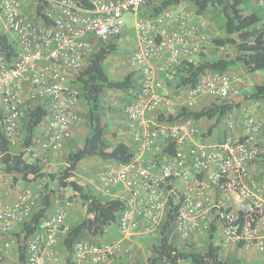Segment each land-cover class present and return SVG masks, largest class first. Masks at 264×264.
I'll use <instances>...</instances> for the list:
<instances>
[{
    "label": "built area",
    "instance_id": "obj_1",
    "mask_svg": "<svg viewBox=\"0 0 264 264\" xmlns=\"http://www.w3.org/2000/svg\"><path fill=\"white\" fill-rule=\"evenodd\" d=\"M45 1L48 25L24 14L20 0H0V15L18 47L11 60L0 52V128L9 142L18 143L24 108L44 106L48 112L32 141L40 153L54 154L72 138L73 125L80 122L79 90L73 82L88 64L95 43L115 41L127 29L123 15L138 13L147 0ZM258 2L264 5V0ZM134 30L138 47L129 63L140 70L141 80L124 114L141 154L129 162H104L97 174L102 195L126 201L118 221L121 236L77 241L72 264H105L118 256L133 261L143 250L132 236L157 235L170 198L179 207L174 222L178 239L201 245L216 225L223 254L246 263L261 258L263 263L264 169L259 165H264V118L229 117L216 142L203 138L191 119L174 124L147 119L162 106H171L167 94L157 92L166 86L150 60L165 53L161 68L169 71L211 45L212 37L192 21L189 12L174 9L154 19L135 18ZM239 81L235 74L208 72L195 85L178 91L176 100L189 108L207 99L222 100ZM72 204L66 199L39 220L26 242L28 264H66L59 242L68 229L66 216ZM35 207L36 194L30 188H21L9 176L0 181V264H8L11 249H16L10 233ZM175 264L192 263L178 258Z\"/></svg>",
    "mask_w": 264,
    "mask_h": 264
},
{
    "label": "trees",
    "instance_id": "obj_2",
    "mask_svg": "<svg viewBox=\"0 0 264 264\" xmlns=\"http://www.w3.org/2000/svg\"><path fill=\"white\" fill-rule=\"evenodd\" d=\"M35 1V17L48 25L43 14L46 1ZM181 5L189 6L197 15L208 14L212 21L218 23L219 34L211 36L212 56L200 51L198 59L186 58L178 67L169 70L174 73L176 87L186 89L193 86L212 71L236 75L239 66L247 73L264 72V5L258 0H147L138 13L141 18L154 19ZM119 37L107 43L96 42L88 64L73 82L79 90L80 116L87 134L80 147H73L77 141L72 138L63 147L66 148L65 165L50 169L48 164L52 158L49 155L52 154L40 153L34 148L32 136L48 112L44 106L24 108L22 138L18 143L9 142L0 128V174L11 177L13 183L19 182L21 188L28 187L36 194L35 209L10 233L16 238V264H28L27 240L37 230L39 220L54 212L64 200L78 198L84 208V216L73 224H67L68 229L59 242L66 264H72L77 241L110 240L102 239L106 228L111 224L118 227L119 218L127 208L123 198L102 195L89 186L86 188L76 177L82 161L129 162L137 154L134 146L110 142L107 139L108 125L104 122L107 109L104 106L105 93L118 91L132 95L134 99L140 86V70L139 73L127 72L118 79L111 78L107 72V61L117 52ZM220 47L226 51L223 53ZM0 52L9 60L18 54L15 39L1 30ZM244 99L264 103V81L254 83ZM240 104L230 96L222 100L211 99L207 104L192 108L180 105L171 112L159 110L154 119L160 124H174L187 119L197 124L204 121L207 127L201 131L202 137L216 142L225 133V120ZM259 167L264 169L262 164ZM114 191L115 188L112 189ZM178 208V203L170 198L157 235L142 239L144 249L133 261L118 256L105 264H175L178 258L192 264H264L246 263L232 254H223L217 243L216 225L211 227L201 245L193 240L181 241L174 233Z\"/></svg>",
    "mask_w": 264,
    "mask_h": 264
},
{
    "label": "rangeland",
    "instance_id": "obj_3",
    "mask_svg": "<svg viewBox=\"0 0 264 264\" xmlns=\"http://www.w3.org/2000/svg\"><path fill=\"white\" fill-rule=\"evenodd\" d=\"M183 6L184 5L176 7L174 10L179 11ZM135 18H139V13L127 12L122 17V20L127 25V29H126V31H124L125 36H122V34H121L122 37L120 38V45L118 47V50L113 56L109 57V59L107 61V65H106L107 72L111 78H115V79L121 78L125 74V72L127 71L126 65L120 66L119 69H117L116 67L119 65L120 62H123L125 59H127V53H126L127 47L124 44L125 38H127L132 43L135 39V30H134ZM203 18H204L205 22H207V24L209 25L210 35L212 37L214 35H218L219 29L217 26V22L212 21L208 14L203 15ZM0 30L8 33L10 38H12V39L14 38V35L7 28V24H6L5 19L2 15H0ZM225 51L226 50H224V52ZM236 75L238 77L242 78V80H244L245 85L241 86V84H240L241 82L240 83L239 82L233 83V88L235 90L238 89L240 93L238 94V96H233L232 99L237 100V98H242V100H241L242 105L241 106H243V108L249 107L252 109L256 103L252 102L251 100H245L244 95H245V93L247 94L248 92H250L252 90L254 83L264 81V72H258L255 74L247 73L241 66H239L237 71H236ZM239 85L241 86V88ZM242 87H244V88H242ZM122 97H123V95L121 94V92L107 91L105 93V98H104L105 107H111L115 103H118L119 101H121ZM257 106L259 107V105H257ZM259 111L260 110L257 109V112H259ZM78 112H79L80 122L78 124V131H77L78 138H74V140L77 141V144H75L73 146L74 148L81 146V144L83 142V138L87 134V128L84 125L83 118L80 116L81 109H79ZM251 116H254V113H251ZM231 117H234V116L232 115ZM109 120H110L109 117L105 115L104 122L108 125V128L110 126ZM199 125H200V131L205 130L207 127V123L204 121L199 123ZM65 155H66V148L61 149L57 153L49 155L52 158V160L49 162L48 167L50 169H56L62 165H65V162H64ZM102 164H103V162L96 160V159H89V160L82 161L80 163L78 170H77V173H76V177L79 179V183L86 188L89 186V187L93 188L94 190L98 191L97 190V174H98L99 169L101 168ZM0 181L1 182L5 181V175L0 174ZM72 201H73V204L69 210L72 211L74 214H73V216L68 218L69 224L75 223L77 220L81 219L84 216V208L81 205L80 200L78 198H74V199H72ZM120 236L121 235H120V232H119L117 225L111 224L106 228V232L102 236V239L103 240H106V239L119 240ZM144 237H146V236H142L140 234L132 236V242L136 246H138V248H140L142 250L144 249V245L142 243V239ZM249 261L254 262V263L255 262L260 263L261 258L251 259ZM11 264H14V261L11 262Z\"/></svg>",
    "mask_w": 264,
    "mask_h": 264
},
{
    "label": "crops",
    "instance_id": "obj_4",
    "mask_svg": "<svg viewBox=\"0 0 264 264\" xmlns=\"http://www.w3.org/2000/svg\"><path fill=\"white\" fill-rule=\"evenodd\" d=\"M21 2V6H22V11L24 14L34 18V1L33 0H20ZM179 11H186L189 12L192 15V21L194 23H196L197 25H199L200 29L204 32H207L210 34L209 30V25L207 24V22H205L203 15H197L195 14L194 10H192L189 6H183ZM218 26V23H217ZM122 36H125V32L122 33ZM120 36L119 39L117 40L118 45H120V38L122 37ZM124 44L127 47V59H125L123 62H120L119 65L116 67L117 69L120 68V66H127V72H131V71H136L137 73H139V69L136 67L134 68L133 66L130 65L129 63V57L130 55L137 49L138 47V41H137V37L135 34V39L133 41V43L131 41H129L127 38H125L124 40ZM119 47V46H118ZM213 46L212 45H207L205 46V48L202 50V53H205L207 56H212V50H213ZM166 54L165 53H161L158 57L152 58L150 60L151 65L153 66V68L155 69V73H156V77L160 80H162L166 86V90H162V89H158L157 92L161 95L163 94H167L165 96V99L167 98L170 102H171V106L170 108H167L166 105L162 106V108L160 109V111L162 112H171L173 111L176 107L180 106L181 103L179 101L176 100V94L178 93V91H180L181 89H179L178 87H176V79L174 76L173 72H169V71H164L162 70V64L164 62ZM190 58L192 59H198L199 58V53L192 55ZM238 79H240L239 83L241 84V86H244V80H242V78L238 77ZM140 81V79H139ZM169 83V84H168ZM240 86V85H239ZM240 86V88H241ZM244 88V87H242ZM233 92L230 95V98L232 99L233 96H238V89H234L233 88ZM121 94L123 95L121 101H119L118 103H115L114 105H112L111 107H106L107 109L105 110V115L109 117V121H110V126L108 128L107 131V139L112 142V143H118V142H124L130 146H134L136 149L138 147V145L135 144V142L133 141V136H132V130L130 128L129 122L127 120V117L124 114V107L125 105L130 102L133 98L132 95H128V94H124L121 92ZM211 100V99H210ZM210 100H206L203 102L198 103L200 104H207L210 102ZM242 100V98H237L238 103H241L240 101ZM197 104V105H198ZM242 104H240V106H238L234 112H233V116L234 118L237 119H243L245 116L247 115H251V113H254L255 117H259V118H264V104L263 103H256L254 105V107L251 109L249 107H244L241 106ZM259 105V107L257 106ZM105 106V104H104ZM79 109H82L79 105ZM257 109L260 110L259 112H257ZM250 113V114H249ZM156 115V114H155ZM154 115V116H155ZM154 116L149 115L147 117V119H150L152 121H155ZM156 122V121H155ZM79 124V123H78ZM78 124L77 125H73L72 127V139L74 138H78ZM199 125V124H198ZM200 128V125H199ZM141 154V152L139 150H137V154L136 156H139ZM147 154L143 153L142 157H146ZM103 165V164H102ZM101 165V167H102ZM73 212L72 211H68L67 213V217H71L73 216ZM68 224V222H67ZM14 256H16V249L13 248L10 251L9 256L7 257L6 262L8 264H11V262L14 261V264H16V259L14 258ZM14 258V259H13Z\"/></svg>",
    "mask_w": 264,
    "mask_h": 264
}]
</instances>
